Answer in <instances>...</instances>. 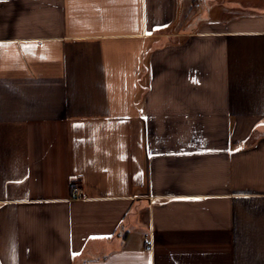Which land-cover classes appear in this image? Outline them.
I'll list each match as a JSON object with an SVG mask.
<instances>
[{"label":"crops","instance_id":"0c3cea01","mask_svg":"<svg viewBox=\"0 0 264 264\" xmlns=\"http://www.w3.org/2000/svg\"><path fill=\"white\" fill-rule=\"evenodd\" d=\"M0 264H264V0H0Z\"/></svg>","mask_w":264,"mask_h":264},{"label":"built area","instance_id":"2783aa9c","mask_svg":"<svg viewBox=\"0 0 264 264\" xmlns=\"http://www.w3.org/2000/svg\"><path fill=\"white\" fill-rule=\"evenodd\" d=\"M73 192L74 196L77 198H81L84 196V189L80 181L73 182Z\"/></svg>","mask_w":264,"mask_h":264}]
</instances>
